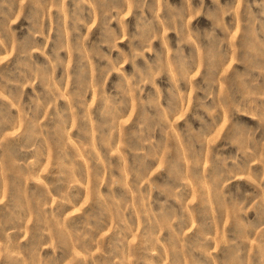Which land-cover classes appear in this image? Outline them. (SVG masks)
Wrapping results in <instances>:
<instances>
[{"label":"rangeland","instance_id":"rangeland-1","mask_svg":"<svg viewBox=\"0 0 264 264\" xmlns=\"http://www.w3.org/2000/svg\"><path fill=\"white\" fill-rule=\"evenodd\" d=\"M0 264H264V0H0Z\"/></svg>","mask_w":264,"mask_h":264}]
</instances>
